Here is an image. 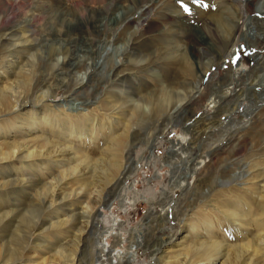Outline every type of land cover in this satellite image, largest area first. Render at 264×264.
<instances>
[{
    "label": "rangeland",
    "instance_id": "374dc122",
    "mask_svg": "<svg viewBox=\"0 0 264 264\" xmlns=\"http://www.w3.org/2000/svg\"><path fill=\"white\" fill-rule=\"evenodd\" d=\"M150 1L153 2L151 10L147 15H142L140 9ZM262 1L197 0L193 3V0H144L145 3H140V0H0V18H3L0 30L7 32L11 28L21 29L23 35L34 39L35 49L28 58L50 61L54 55L53 63L62 64L68 57L66 50L69 48L65 35L73 25L81 28V36L93 37L97 41L95 49L98 54L89 60L98 65V73L93 75L95 78L88 81L84 70L75 75V79L83 78V83L87 82L86 88H89L91 99H99L101 89H106L111 82V70L123 63L124 72L133 77L129 83L144 91L147 88L156 91L155 99L176 96L169 94V90L166 97L162 96L160 79L175 81L176 86H186L190 90L196 87L198 91L182 102L180 107L178 104L171 105L158 118L150 111L147 116L132 122L134 126L130 131V139L144 140L150 137L151 145L139 144L131 148L128 144L126 148L132 154L131 170L114 192L111 188L107 189L102 200H97L94 191L87 190L90 201L96 200L99 204L92 216L94 227L89 237L84 239L86 243L81 255L83 264H120L119 261H127L126 264H155L154 249L147 246V230L144 226L152 222L153 218L146 219L149 214L155 219L162 215L163 220L155 223L156 228L164 236L172 235L179 227V219L183 218L182 213L174 217L179 204L182 201H188L189 205L193 202L194 196L192 193L187 194L189 188L186 186L189 183L193 188L195 170L203 169L204 163L215 170L220 161L219 165L222 164V168L228 170V180L234 185H241L246 183L249 161L255 164L252 160L257 158L264 165ZM244 3L250 4L241 9ZM185 5L189 11L184 10ZM221 19H227L226 24L234 20L241 23V27L244 25L230 57L227 53L232 44L227 46L225 41L236 32V28L234 25L227 29ZM95 25L100 26L99 35L90 30ZM198 40L202 42L195 44ZM214 49L222 54L216 58V62L212 60ZM1 50L0 33V53ZM84 50L86 46L79 44L72 53L78 56L85 53ZM126 52L129 54L127 60ZM4 66L0 72L6 70L7 66ZM147 67L156 71L147 72ZM39 69H31L32 75H36ZM57 72L58 75L50 81L53 89L61 85L64 87L68 81L64 71L59 69ZM31 81L32 77H27L19 92L26 91L24 85H30ZM163 84L165 87L169 85L166 81ZM53 93L58 95L52 105L84 108L79 101H64L63 90ZM185 106L187 110H183ZM242 138L249 141L247 149L235 150L230 147L224 151L229 141ZM193 139H201L202 144L190 145ZM44 145L48 146L46 143ZM218 146L222 151L214 159L209 156V152ZM230 151L236 152L238 156ZM194 152L197 154L194 155ZM248 154L254 155L244 157ZM198 162L204 163L196 165ZM19 166L16 164V167ZM53 168L47 166V169L55 171V178L60 181L59 170ZM262 169L264 166L254 170ZM208 176L212 182V171ZM200 188L202 195L208 193L203 184ZM35 191L32 199L22 201L18 215L7 220L8 225L0 230V249L5 245L6 249L16 251L19 255L17 250L31 245V239L40 234L35 233V228L41 219L48 222L54 217L53 214H45L53 191L51 185ZM79 205L84 207V204ZM252 212H258V209L252 206ZM65 238L56 229L43 235L46 247L41 248L47 251L40 253L45 254L44 259L62 261L69 250L65 244L70 238ZM237 239L235 237L236 241H232L228 238L225 242L235 245ZM241 254L240 250H230L229 262L240 264L237 259ZM32 255L37 258L42 256L38 253Z\"/></svg>",
    "mask_w": 264,
    "mask_h": 264
},
{
    "label": "bare ground",
    "instance_id": "6f19581e",
    "mask_svg": "<svg viewBox=\"0 0 264 264\" xmlns=\"http://www.w3.org/2000/svg\"><path fill=\"white\" fill-rule=\"evenodd\" d=\"M143 2L144 0H140V3ZM152 3H145L140 13L147 15ZM249 4H242L241 9ZM261 4L264 5V0ZM2 20L0 18V24ZM226 20L221 19L227 29L234 25L236 28V32L225 41L227 46L232 44L231 50L226 54L230 57L244 25L241 27L242 24L234 20L226 24ZM99 27L95 25L90 30L99 35ZM80 31L78 26L69 27L65 35L68 37V57L62 64H54V55L50 61L27 57L34 51L35 42L32 36L23 35L21 29L11 28L7 32L0 30V68L7 66L6 70L0 72V230L8 225L7 220L18 215L22 201L32 199L35 190H43L46 185H51L53 191L45 214L54 215L48 222L41 219L35 228V233L40 234L31 239V245L17 250L19 255L16 251L6 249L5 245L1 246L0 264H83L81 255L86 243L84 239L89 237L94 227L92 216L99 204L96 200L90 201L87 190L94 191L97 200H102L107 189L111 188L114 192L123 184L131 170L132 154L127 149L128 144L131 148L139 144L151 145L150 137L144 140L130 139V131L134 126L132 122L136 118L147 116L150 111L158 118L171 105L178 104L180 107L182 102L198 92L196 87L190 90L186 86H176L175 81L160 79L162 96L166 97L168 90L169 94L176 96L155 99L156 91L151 88L144 91L129 83L133 77L124 72L123 63L113 67L110 84L106 89H101L99 99L92 98L98 101H93L89 88H86L87 82L83 83V78L75 79V75L84 70L88 81L95 78L93 75L98 73V65L89 60L98 54L95 49L97 41L93 37L81 36ZM201 42L202 40H198L195 44ZM79 44H84L86 50L76 56L72 50ZM124 54L127 60L129 54ZM221 56L219 51L213 50L214 62ZM39 68H42L40 73ZM31 69L39 71L32 75ZM59 69L64 71L68 81L64 83V87L58 84L60 87L53 89L50 81L58 75L56 73ZM145 71L156 70L147 67ZM27 77H32L31 84L24 85L26 91L19 92ZM164 81L168 82L167 87L163 84ZM55 90L65 92L64 101H79L84 108L52 105L58 95L53 93ZM187 108L185 106L183 110ZM43 142L48 145L49 150L44 147ZM199 142L201 143V139H193L190 145ZM248 146L246 138L231 140L225 144L224 151L230 147L245 150ZM221 151L219 146L214 147L209 156L214 158ZM231 153L238 156L236 152ZM193 154L196 155L197 152ZM252 162L255 164H250L249 161L248 175L246 178L244 176L246 183L241 185H234L228 180V170L223 169L222 164L219 165L220 161L215 170L204 162L196 163H204L203 169L195 170L193 188L187 183V194L192 193L194 199L190 205L188 201L179 204L174 217L177 218L182 213L183 218L179 219L177 230L172 235L164 236L155 224L163 220L162 215L155 219L149 214L146 219L153 218L152 222L144 226L147 230V246L154 249L155 264H234L229 262L232 249L242 252L237 263L264 264V169L254 170L264 165L257 158ZM16 164L20 166L16 167ZM47 166L59 170L60 181L55 178V171L47 169ZM211 171L212 182L208 179ZM45 173L47 175H43ZM202 184L203 188L208 189V193L203 195L200 188ZM76 204H84V207L79 205L78 208ZM252 206L258 212L253 213ZM51 229H56L59 235H65V240L70 238L65 244L69 247L68 254L62 257V261L53 258L48 261V258L44 259L45 254L40 253L47 251L41 246L46 247L43 235ZM235 237L238 238L237 244L229 245L225 242L228 238L236 241ZM31 252L42 254L43 257L37 258ZM224 252L226 253L223 254ZM119 263L126 264L127 261Z\"/></svg>",
    "mask_w": 264,
    "mask_h": 264
},
{
    "label": "snow or ice",
    "instance_id": "6c2138e0",
    "mask_svg": "<svg viewBox=\"0 0 264 264\" xmlns=\"http://www.w3.org/2000/svg\"><path fill=\"white\" fill-rule=\"evenodd\" d=\"M197 2V0H193V3H196ZM184 7V10L185 11H189V9H188V7L185 5V6H183Z\"/></svg>",
    "mask_w": 264,
    "mask_h": 264
}]
</instances>
